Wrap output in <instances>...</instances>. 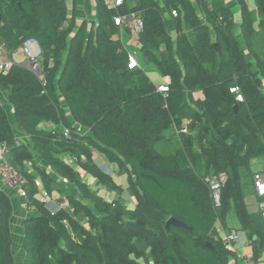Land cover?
I'll return each instance as SVG.
<instances>
[{
  "label": "trees",
  "instance_id": "obj_1",
  "mask_svg": "<svg viewBox=\"0 0 264 264\" xmlns=\"http://www.w3.org/2000/svg\"><path fill=\"white\" fill-rule=\"evenodd\" d=\"M133 1L119 8L88 2L91 20L79 24L69 18L68 0H0L3 52L12 59L26 42H37L45 76L43 83L21 63L0 72L24 133L17 138L0 101V145L25 177V201L35 209L24 222L22 264H230L233 254L216 227L232 231L231 211L260 264L264 218L261 210L251 214L245 199L246 188H254L250 162L264 157V0H254V11L247 0H235L239 37L226 0ZM131 14L143 22L134 53L115 38L129 25L117 26L115 18ZM137 51L140 67L130 70ZM141 61L169 79L166 93ZM45 122L54 130H39ZM172 127L174 139L165 135ZM64 128L73 132L71 141ZM100 156L126 176L133 209L84 183L89 175L111 193H124L96 164ZM221 174L228 179L216 209L208 180ZM44 194L56 206L44 204ZM15 213L0 187V264H18ZM171 219L186 227L168 226Z\"/></svg>",
  "mask_w": 264,
  "mask_h": 264
},
{
  "label": "built area",
  "instance_id": "obj_2",
  "mask_svg": "<svg viewBox=\"0 0 264 264\" xmlns=\"http://www.w3.org/2000/svg\"><path fill=\"white\" fill-rule=\"evenodd\" d=\"M107 5L113 8H119L124 4V0H105ZM209 1V0H208ZM176 11H172V15L174 17L177 16ZM129 22V27L131 30V34L133 35L134 40V46H137V35L142 31L143 29V22L140 17H138L136 14H131V16H119L115 18V23L117 26H122L124 22ZM33 45L38 46V50L36 52H33L31 50V47ZM4 45H0V54L2 55V52L5 50ZM40 47L35 41H28L26 42L21 48L17 50V52L14 54V56H19L22 58L21 64L24 65L25 68L30 70L34 73L41 82L45 83V76L43 74L42 67L37 62V58L40 55ZM13 59H9L7 57L1 56L0 60V72L7 74L16 64ZM140 65L138 63V60L134 55H131L129 58V64L128 68L130 70H134L139 68ZM39 73V74H38ZM159 91L166 93L168 91L167 86L160 85ZM232 93H237L236 89H232ZM241 100V98H238ZM64 136L67 140L71 141L73 139V132L68 129L64 128ZM187 131H183L182 133H186ZM19 144V143H18ZM8 147L5 144L0 145V187L3 190L14 192L18 196V199L26 200L27 198V192L25 189L26 186V179L24 176H22L20 173H18L6 160L5 153L7 152ZM68 163L73 166V168H78V162L77 159L74 157L68 158ZM228 177L226 174H221L219 176L213 177L208 180V184L210 186V190L212 193V199L213 203L216 209H220L222 206V198H221V191L224 185L227 182ZM253 183H254V190L255 194L258 198H262L264 200V172H256L253 176ZM41 201L44 204H51V200L47 195H41ZM26 210L31 213L34 212L35 209L26 203ZM259 209L262 211V215L264 218V201L260 202ZM219 228L218 232L221 236V241L225 245V247L233 254V257L236 256L237 260L241 262L242 264H254L253 263V257L252 255H247L240 248V244L244 242L242 238H244L242 233H239L237 231H225L223 227L218 223ZM247 245H252L253 241L248 240L245 241ZM264 262L262 261L263 264ZM153 264V263H150Z\"/></svg>",
  "mask_w": 264,
  "mask_h": 264
},
{
  "label": "crops",
  "instance_id": "obj_3",
  "mask_svg": "<svg viewBox=\"0 0 264 264\" xmlns=\"http://www.w3.org/2000/svg\"><path fill=\"white\" fill-rule=\"evenodd\" d=\"M74 2H75V4H77V6H74L73 5ZM88 2L92 5V7H94L95 0H68V6H69V10H70L69 11V18L71 19L73 16L77 17V21H78L79 24L83 20H87V18H89L91 20V18L88 17L87 11L85 9V6H86V4ZM226 3L228 5L233 4V5L237 6L235 0H231V1H229V0L227 1L226 0ZM129 4H131V5L133 4V6H134L135 5V2L133 0H129ZM253 10H255V8H253ZM115 38L116 39H119L120 38V40H122V42L130 50L131 49H134V50L136 49L135 46H134L135 44L133 46L131 45L132 44V41H133V38H132L131 30H130V27H129L128 24H126V25H124V26H122L120 28V33ZM31 48H33V50H34L33 52H36L38 50V46L37 45H33ZM1 56H4V57H7L8 56L10 58L9 54H7L6 52L5 53L2 52V55L0 54V60H1ZM16 57L19 59L18 61H16V59H15ZM11 58L15 62H17V63H21V61H22V58L19 57V56H14L13 55V57H11ZM140 63H141V66L145 69L142 61ZM167 80H168V83H169V79H167ZM168 83H167V85H168ZM0 101H2L4 105L7 102L6 94H5V92H4V90L2 88H0ZM7 106H9L8 102H7ZM9 108H11V107L9 106ZM7 111L9 113L10 119H11V121L13 123V127L16 129V132H18L17 138H20V139L24 138V133L22 132V130H20V128L18 127V125L14 122V117L12 115V110L11 111L7 110ZM38 129L39 130H45V131L54 130L53 125L51 123H46V122L40 124L39 127H38ZM251 162H250V170H251L250 173L252 174V177H253V175L256 172H264V166H263L264 165L263 164L264 163V160H261V162H260L261 168H259V162H258V160H255L254 159ZM250 182H253V178L250 179ZM248 187L252 188L253 189V192L255 194V190H254L253 186H248ZM7 192H9V191H7ZM9 194L12 196V199H13L14 204H15V207H16V213H15L14 218L12 220V230H13V233H14L15 240H16V242H18V247H19L20 251L18 253V251L15 248V253L18 256L17 257V259L19 260L18 264H22L23 263V258H24V252L21 249L20 242H22V239L24 238V222H25V218L30 213L26 210V205H25V201L24 200L18 199V196L14 192H9ZM55 198L56 199H59V196H56ZM245 201H246L247 209H248V211L251 214L257 213L260 210L259 209V204H260L259 201H260V199H258V197H257L256 194H255V196L254 195H251V197H246ZM238 227L240 228V226H238ZM243 236H244V238H242V239L244 240V242H242V244L239 245L240 248L242 249L241 251H243L247 255H253V253H252V245L251 246L250 245H247L246 242H245V241H248L250 239L247 238V236L245 234H243ZM262 260L264 262V257H263ZM230 264H242V263L237 260L236 256H234L230 260Z\"/></svg>",
  "mask_w": 264,
  "mask_h": 264
},
{
  "label": "rangeland",
  "instance_id": "obj_4",
  "mask_svg": "<svg viewBox=\"0 0 264 264\" xmlns=\"http://www.w3.org/2000/svg\"><path fill=\"white\" fill-rule=\"evenodd\" d=\"M229 1H231V0H229ZM247 2H248V5H249V8L251 9V11H254L253 8L256 7L255 6V1L254 0H247ZM132 6H133V4H132ZM229 6H231L230 8L234 12V16H235L236 23H237V26H238V28L236 30V34L239 37V35H240L239 29H240V26H241V16H240L241 14H240L239 8L237 6H235L233 4H230ZM132 38H134L133 35H132ZM131 45L132 46L134 45V40L132 41ZM31 50L34 51L33 48H31ZM131 50H132V53H134L136 51V49L135 50L131 49ZM15 59H16V61L19 60L17 57ZM136 59L138 61H140V53H138V51H137ZM143 65H144V67H145V69L147 71L148 77L151 79V81L155 85H167L168 80L166 78L162 77L158 73V71H157V69H156V67L154 65L145 64V63H143ZM34 73H36V72H34ZM5 105H6L5 106L6 110L11 111V108H9V106H7V102L5 103ZM165 135L170 137V138H173L171 136L175 135L176 138H177L178 137V131H177V129L175 127H172L170 130L165 132ZM255 160H258L259 168H261L260 162H261V160H264V157H261V158L255 159ZM96 164L99 165L101 168H103L104 171L107 174H109L110 176H113V178H114V180H115V182L117 184H121L123 186L124 193L120 197L117 194H115V193H111L105 186H100L99 184H97L95 179L93 177L89 176V175H83L84 183H86L92 190L97 191L99 193V196L104 198L106 201L112 202L114 200H120L121 202H123L128 207V209H133L135 207V200H134V198L132 197V195H131V193L129 191V188H128V185H127V181H126V176L119 175L117 167L115 165L110 164L108 161H106L105 158H103L101 156L96 160ZM246 191H247L246 192V197H251V195L255 196L252 188L248 187V188H246ZM53 205H55V204H51L49 206V208L50 209L53 208ZM226 221H227V227H228L229 230H233V231L239 230V227H238L239 223H238V220H237V218L235 216L234 211L230 212V214L226 218ZM217 227H218V229H220L218 224H217ZM20 244H22V242H20ZM15 248H16V250L19 253L20 249L18 247V242H16V240H15ZM17 262H19V260ZM142 263L144 264V262H142Z\"/></svg>",
  "mask_w": 264,
  "mask_h": 264
},
{
  "label": "water",
  "instance_id": "obj_5",
  "mask_svg": "<svg viewBox=\"0 0 264 264\" xmlns=\"http://www.w3.org/2000/svg\"><path fill=\"white\" fill-rule=\"evenodd\" d=\"M168 226H175V227H183L185 228L186 225L185 224H182L181 222L177 221V220H174V219H171L168 224Z\"/></svg>",
  "mask_w": 264,
  "mask_h": 264
},
{
  "label": "clouds",
  "instance_id": "obj_6",
  "mask_svg": "<svg viewBox=\"0 0 264 264\" xmlns=\"http://www.w3.org/2000/svg\"><path fill=\"white\" fill-rule=\"evenodd\" d=\"M37 43V42H36ZM164 86H166V85H164ZM114 179V178H113ZM221 225V224H220ZM222 226V225H221ZM217 229H218V227H216Z\"/></svg>",
  "mask_w": 264,
  "mask_h": 264
}]
</instances>
